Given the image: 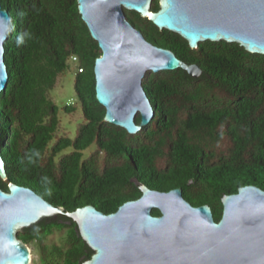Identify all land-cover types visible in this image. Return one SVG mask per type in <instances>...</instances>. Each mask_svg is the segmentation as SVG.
I'll return each instance as SVG.
<instances>
[{
	"label": "trees",
	"instance_id": "16d2710c",
	"mask_svg": "<svg viewBox=\"0 0 264 264\" xmlns=\"http://www.w3.org/2000/svg\"><path fill=\"white\" fill-rule=\"evenodd\" d=\"M0 3L11 17L4 41L8 81L0 92L7 179L0 177V188L14 182L66 211L90 204L108 214L140 197L141 184L157 191L180 187L192 205L208 204L215 221L223 195L243 185L264 189V54L225 40L191 48L178 33L126 10L148 41L201 69L197 77L180 67L146 71L143 86L154 116L131 134L104 120L93 72L101 50L77 0ZM158 8L159 0H152L151 9ZM72 55L82 69L74 91L83 119L69 136L59 128V108L49 91ZM135 120L139 123V113ZM151 212L160 214L156 208ZM17 235L35 245L39 264H82L93 253L64 214L45 217Z\"/></svg>",
	"mask_w": 264,
	"mask_h": 264
},
{
	"label": "water",
	"instance_id": "95a60500",
	"mask_svg": "<svg viewBox=\"0 0 264 264\" xmlns=\"http://www.w3.org/2000/svg\"><path fill=\"white\" fill-rule=\"evenodd\" d=\"M77 3L101 50L93 72L104 120L131 134L154 116L143 86L146 71L180 67L197 77L201 69L148 41L125 10L178 33L191 48L205 40H225L264 54V0H159L156 11L151 9L152 0ZM10 19L0 3V92L8 81L4 41ZM0 177L7 179L1 152ZM139 188L140 197L106 214L90 204L66 211L29 187L9 183L7 190L0 188V264H31L30 247L17 233L57 214L70 217L93 250L82 264H264V189L243 185L223 195L222 215L215 221L208 204L192 205L180 187L157 191L141 184ZM153 208L160 214L153 215Z\"/></svg>",
	"mask_w": 264,
	"mask_h": 264
},
{
	"label": "rangeland",
	"instance_id": "374dc122",
	"mask_svg": "<svg viewBox=\"0 0 264 264\" xmlns=\"http://www.w3.org/2000/svg\"><path fill=\"white\" fill-rule=\"evenodd\" d=\"M68 64V69L57 79L56 85L49 91V95L59 108V128L63 131V134L73 136L76 127L82 122L83 117L79 101L74 91L77 63L69 60ZM65 105H72L75 110L67 113L63 110ZM53 238H59V235L55 234L53 235ZM29 247L31 250V264H39L38 249L33 244L29 245Z\"/></svg>",
	"mask_w": 264,
	"mask_h": 264
},
{
	"label": "built area",
	"instance_id": "2783aa9c",
	"mask_svg": "<svg viewBox=\"0 0 264 264\" xmlns=\"http://www.w3.org/2000/svg\"><path fill=\"white\" fill-rule=\"evenodd\" d=\"M77 60H78V59H77V57H76L75 55H72V56H71V61L77 62ZM77 70H78V71H81L82 69H81V68H78Z\"/></svg>",
	"mask_w": 264,
	"mask_h": 264
},
{
	"label": "flooded vegetation",
	"instance_id": "af4514ba",
	"mask_svg": "<svg viewBox=\"0 0 264 264\" xmlns=\"http://www.w3.org/2000/svg\"><path fill=\"white\" fill-rule=\"evenodd\" d=\"M125 12H126V10H125ZM126 15H127V13H126ZM127 17L130 18L128 15H127Z\"/></svg>",
	"mask_w": 264,
	"mask_h": 264
}]
</instances>
